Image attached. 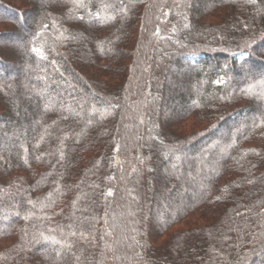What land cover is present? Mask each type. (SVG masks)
<instances>
[{"label":"trees","instance_id":"1","mask_svg":"<svg viewBox=\"0 0 264 264\" xmlns=\"http://www.w3.org/2000/svg\"><path fill=\"white\" fill-rule=\"evenodd\" d=\"M129 1L0 0V264H264V0Z\"/></svg>","mask_w":264,"mask_h":264},{"label":"rangeland","instance_id":"2","mask_svg":"<svg viewBox=\"0 0 264 264\" xmlns=\"http://www.w3.org/2000/svg\"><path fill=\"white\" fill-rule=\"evenodd\" d=\"M134 3H132L131 1H129V0H124V3H123V5H121V8H120V12H124V8H125V6H127V8L125 9V12H126V10H131V8H133L134 7V5H133ZM15 7L17 6L20 10H21V8L22 7H24V6H19V5H16V4H13ZM124 12V13H125ZM6 16V14H4V12H1L0 11V16ZM30 25L32 26V24L30 23ZM18 26H20V25H17L16 23L15 24H11L10 26H5V25H3V24H0V33H5V32H7V31H12L13 33H15V34H18V33H20V28L18 27ZM21 27V26H20ZM22 29V28H21ZM28 34H29V32H28ZM11 47V48H10ZM21 51H22V43L21 42H15V44L12 42H9V41H5V40H2L1 42H0V55H2V57L4 58V59H6V60H8L9 62H12V64L14 63V66L16 67L15 69H18V68H20L19 66L21 65V62H20V60H19V58H20V56L19 55H17V53H21ZM16 54V55H15ZM165 55V54H164ZM164 55H162V56H164ZM8 63V62H7ZM169 62H167L166 60H164L163 61V63H162V65L165 67V71H166V69H167V71L165 72L166 74H169V72L171 71L170 70V67H169V64H168ZM11 64V63H10ZM23 66V65H22ZM20 71V72H19ZM19 71H16V72H14L12 75H19V73H21L22 71H24V73L27 71V69L25 68V66H23L22 67V69H20ZM263 71V70H262ZM262 71H258V70H255V71H253V70H251L250 69V72H248V73H246V77L245 78H247V79H250L251 77H253V75H256V73H258L259 75H261V77H264V74L263 73H261ZM257 74V75H258ZM0 77H1V75H0ZM1 78H3V77H1ZM181 82H182V80H181ZM176 92H181L182 91V88L180 87H177L176 89ZM258 101V100H257ZM154 116H151V119L153 118ZM117 119H119L118 117H117ZM246 119V118H245ZM245 119H242V122H245ZM120 120V119H119ZM159 120H160V122H162L163 121V119H162V117H161V115L159 116ZM145 131V132H148L149 130H150V128L148 127V124H146V125H144L143 127H141L140 128V132H142V131ZM137 143H138V145L137 146H141V144H142V139L140 138V136H139V138L137 139ZM206 141H204V142H202V143H200V144H198V145H196V147H200L199 149H201V148H203L205 145H206ZM193 149V148H192ZM187 167V166H186ZM190 168H189V170H192V172L194 173V171H195V168L194 169H192L191 168V166H189ZM197 172H195L194 173V175L196 176L197 174H196ZM262 256L261 257H263L264 258V254H261Z\"/></svg>","mask_w":264,"mask_h":264}]
</instances>
